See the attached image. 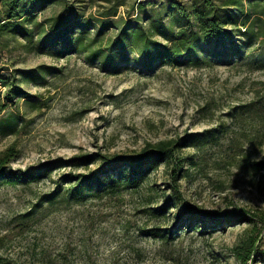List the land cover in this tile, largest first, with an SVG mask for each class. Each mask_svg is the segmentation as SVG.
<instances>
[{
  "label": "rangeland",
  "instance_id": "rangeland-1",
  "mask_svg": "<svg viewBox=\"0 0 264 264\" xmlns=\"http://www.w3.org/2000/svg\"><path fill=\"white\" fill-rule=\"evenodd\" d=\"M67 1L86 18L113 6ZM173 1L189 6L196 0H126L110 17H132L138 3L144 12ZM57 9L50 5L36 21L44 23ZM35 42L0 38L1 74L22 91L6 99L7 86L0 85V117L12 112L18 121L13 132L0 130V152L11 147L13 172L44 163L53 168L35 181L0 182L1 258L11 264H264V168L257 169L264 167V41L245 46L231 62L162 60L146 70L132 62L102 68L83 54L59 56ZM219 125L225 130L216 142L174 149L183 160L175 180L173 159L137 187L81 203L42 198L60 174L87 173L100 163L70 166L75 155H129L147 143ZM197 213L218 222L191 228L185 220ZM250 217L260 240L244 263L234 246L252 229Z\"/></svg>",
  "mask_w": 264,
  "mask_h": 264
},
{
  "label": "trees",
  "instance_id": "trees-1",
  "mask_svg": "<svg viewBox=\"0 0 264 264\" xmlns=\"http://www.w3.org/2000/svg\"><path fill=\"white\" fill-rule=\"evenodd\" d=\"M108 1L113 3L111 11L101 12L96 18H86L67 0H0V38L4 35L22 37L32 46L36 41L38 49L59 56L80 53L87 61L106 69L116 67L120 62H132L133 66L145 70L162 60L187 66L207 65L211 61L231 62L234 58H242L245 46L264 41V0H196L189 6L173 1L167 8L144 12V4L138 3L134 16L119 19L110 15L116 14L117 7L126 0ZM50 5H57L58 9L37 28L41 25L36 21L38 14ZM1 70L2 67L0 85L7 86L3 96L12 99L22 91L8 75L1 74ZM22 73L26 75L27 71ZM17 122L16 115L9 112L0 117V130L13 132ZM223 130L224 125H219L177 139L147 143L129 155H75L67 161L70 166L87 168L96 160L100 163L87 173L60 174L54 181L55 190L42 198L81 203L88 197L137 187L161 162L174 160L177 163L171 167L170 177L175 180L181 174L182 158L174 156V149L185 142L194 146L216 142ZM11 150L10 147L0 152V182L20 183L50 176L52 163L11 171L7 167L12 158ZM260 166L257 169L264 168ZM155 210L159 211L158 208ZM230 219L225 220L228 223ZM247 220L252 222V229L241 243L234 246L237 257L244 263L254 256L260 240V228H256L255 219L250 217ZM185 221L189 227L202 231L216 225L218 218L208 219L197 213ZM0 264L11 263L0 257Z\"/></svg>",
  "mask_w": 264,
  "mask_h": 264
}]
</instances>
